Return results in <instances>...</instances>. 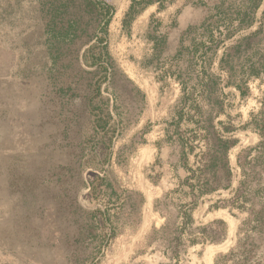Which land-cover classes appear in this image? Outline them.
<instances>
[{
	"label": "rangeland",
	"instance_id": "rangeland-1",
	"mask_svg": "<svg viewBox=\"0 0 264 264\" xmlns=\"http://www.w3.org/2000/svg\"><path fill=\"white\" fill-rule=\"evenodd\" d=\"M80 1L0 0V264H220L264 205L261 166L250 174L264 0H95L108 7L100 46ZM96 45L109 78L89 103L96 67L82 56ZM204 107L233 145L229 187L199 195L183 181L205 163ZM243 180L245 203H231ZM184 231L213 233L190 244Z\"/></svg>",
	"mask_w": 264,
	"mask_h": 264
},
{
	"label": "trees",
	"instance_id": "trees-1",
	"mask_svg": "<svg viewBox=\"0 0 264 264\" xmlns=\"http://www.w3.org/2000/svg\"><path fill=\"white\" fill-rule=\"evenodd\" d=\"M83 7L85 9H88V14L90 15L91 13L93 15H90L89 20L96 22V21H101L103 24L102 29H100L101 33H98V37H96V44L97 45H102V43L105 41V39L102 37V30H104L105 25L108 23V20H105L103 17V11H107L108 7L105 5L95 1V0H84V2L80 1ZM96 10H93V9ZM99 10V11H97ZM95 11V13L93 12ZM102 17V20L100 18ZM100 22V23H101ZM99 23V25H100ZM99 31V32H100ZM93 46L89 50H85L82 56V62L87 68H95L93 72H89V74L93 75V83L91 85L92 87V95L89 98V103L94 100L95 98H98L101 96L100 93V86L105 83L108 78V70L106 66L102 64L103 60V55L102 51L98 52H91L93 49H95L98 46ZM95 77H97L95 81ZM214 104V103H213ZM197 113L200 114L201 116V111L203 110L202 107L197 106ZM206 113L212 114V118H210V121L212 123L207 124L206 126H201L198 129L203 131L202 136V143L205 144V153H201L203 160V164H201L199 167L196 169H191L188 168L186 169L187 174H189L185 180L183 181V184L190 189L191 192H197L199 195H205L208 193H212L218 190H225L229 187V180L231 177V173L229 170L228 166V161H227V152L229 148L233 145L229 141L228 138H224L221 133L216 129V126L213 124V121L217 117V114L213 112V110L209 108H205ZM95 111V109H93ZM102 111V110H101ZM95 118V123L99 125V123L103 120L102 118V113L98 111L97 114L94 115ZM104 123L105 127L107 126V133L108 132H113L111 131L112 126L109 125V121L111 120V117H109L108 114L105 115ZM252 125L254 128L258 131L261 142L257 146V150L255 149V152L257 153L255 157L251 159V162H253V166L251 167V173L253 171L255 172L256 169V163H258V166H261L259 174L261 175L262 172H264V107L253 118ZM223 133H228L227 129H223ZM189 139H187V142H184L182 145V148L184 151H187L188 153H192L193 148L191 145L188 143ZM185 153L183 154V156ZM247 155V154H246ZM185 157V156H184ZM248 158V155L244 157V162ZM242 156L239 157L238 162L239 166L241 165V160ZM242 166V165H241ZM242 168V167H241ZM249 174V175H250ZM243 171V177L249 176ZM93 180H98V181H104L102 177L99 176H93ZM195 180L196 184L191 185V181ZM245 180V179H244ZM243 180V182L239 183V186L237 188V191L235 193L234 200H232L231 203H235L236 201L239 202H244L242 199H244V195H247L248 191V183ZM93 182H91V185ZM99 186V185H97ZM91 190L94 191L96 190L94 187L91 188ZM190 206L187 205L186 208ZM186 208L181 212V223L183 227L185 228L188 226V223L191 222V218L188 215V210ZM216 223V222H215ZM216 224H222L221 222H218ZM213 232H209L206 234L209 238H211V234ZM185 235L189 236V239L187 242L190 244H194L197 242V240H204L207 239V237L204 235V232H201L200 235L201 237L197 238H190L191 233L185 232ZM183 234L181 233V236ZM258 238L260 241H264V205H261L258 210H254V204L251 203V207L247 209V217L241 222L237 229V240H236V245L233 247L228 254L220 256L219 261L220 264H264V257H257V249L258 246H256L254 239ZM177 242H180L179 238L176 239ZM177 253V247H174V255Z\"/></svg>",
	"mask_w": 264,
	"mask_h": 264
}]
</instances>
